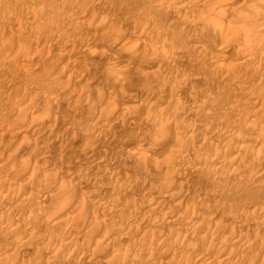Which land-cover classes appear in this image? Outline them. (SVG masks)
<instances>
[{"label": "rangeland", "instance_id": "obj_1", "mask_svg": "<svg viewBox=\"0 0 264 264\" xmlns=\"http://www.w3.org/2000/svg\"><path fill=\"white\" fill-rule=\"evenodd\" d=\"M217 2L0 0L7 264H264V0Z\"/></svg>", "mask_w": 264, "mask_h": 264}, {"label": "bare ground", "instance_id": "obj_2", "mask_svg": "<svg viewBox=\"0 0 264 264\" xmlns=\"http://www.w3.org/2000/svg\"><path fill=\"white\" fill-rule=\"evenodd\" d=\"M217 1H218V0H217ZM217 3H219V4H221V5H222V3H224V4H226V7H227V6H228L227 4L230 3V0H219V2H217ZM230 4H231V3H230ZM221 5H219V6H221ZM231 5H232V4H231ZM231 5H230V6H231ZM236 5H237V4H236ZM236 5H235V6H236ZM83 6H84V5H83ZM216 6H217V4H216ZM223 8H224V7H222L221 11H220V10H217L218 7H217V9L215 8V9L217 10L216 12L219 11V12L217 13V15H218L219 13H221V12L223 13V12L225 11ZM80 9H81V8H80ZM86 9H87V8H86ZM219 9H220V8H219ZM78 10H79V9H78ZM223 10H224V11H223ZM74 12H75V11H74ZM77 12H78V11H77ZM241 12H242V11H241ZM241 12H240V13H241ZM83 13H85L84 8L81 9V10L79 11L80 18H81V15H83ZM222 13H221V14H222ZM225 13H226V12H224V14H225ZM235 13H236V12H235ZM237 13L239 14V10L237 11ZM75 14H76V13H75ZM221 14H220V15H221ZM226 14H227V13H226ZM241 14H242V13H241ZM236 15H237V14H236ZM233 16H234V13H233ZM238 16H239V15H238ZM80 20H81V19H80ZM82 20H85V19L82 18ZM80 23H82V22H80ZM255 33H256V32H255ZM255 33H254V35H255ZM252 34H253V33H252ZM126 63H127V62H126ZM124 65H126V64H124ZM170 69H171V68H170ZM169 72H171V70H170ZM194 86H195V83H194L193 81H191V82H190V89L193 88ZM194 89H195V88H194ZM18 118L22 119L20 116H19ZM18 120H19V119H18ZM261 125H263V124H261ZM263 127H264V126H262L261 128H263ZM230 134H231V133H230ZM225 135H226V133H225ZM225 135H224V136H225ZM227 135H228V133H227ZM190 136H191V135H190ZM228 136H229V135H228ZM188 137H189V135H188ZM231 137H232V135H231ZM229 138H230V137H229ZM232 138H233V137H232ZM68 139H69L70 142L73 143L74 141L77 140V137H76L75 134L70 133V135H68ZM89 142H90V141H89ZM89 142H88V143H89ZM169 161H171V160H168V162H165V163H164V164H165L164 167H166V163H168V165L171 163V162H169ZM168 165H167V166H168ZM168 167H169V166H168ZM168 167H166V168H168ZM1 169H2V168H1ZM1 169H0V170H1ZM168 170H169V169H168ZM3 177H4V176H3ZM1 181H2V180H1ZM2 182H3V181H2ZM4 182H5V181H4ZM4 182H3V183H4ZM164 183L166 184V181H165ZM2 186H4V185H2ZM9 189H10V188H9ZM88 193H90V192H88ZM85 195H87V194H85ZM79 203H80V201H79ZM79 203H78V204H79ZM81 203H82V202H81ZM78 204H77V208H78ZM82 204H83V203H82ZM82 204H81V205H82ZM79 205H80V204H79ZM79 208H80V207H79ZM85 213H86V212H85ZM95 213H96V212L93 213L94 215L92 214V218H94V220H96V219H97V220H101L100 217H101L105 212H104V210H101L99 213H98V212H97V214H95ZM107 213H108V212H107ZM104 215H105V214H104ZM84 216H85V214H84ZM84 216L82 215V217H84ZM87 216H88V214H87ZM87 216H86V217H87ZM93 216H94V217H93ZM105 216H106V215H105ZM86 217H84V218H86ZM95 218H96V219H95ZM81 219H82V218H81ZM79 220H80V219H79ZM218 222H219V221H218ZM76 223H77V222H76ZM110 223L113 225V221H111ZM216 224H217V223H216ZM78 225H79V224H78ZM218 225H219V224H218ZM96 226H97L96 224H92L91 227H92L93 229H92V231L89 233V235L87 236V237H88L87 240L90 239V241H91V240L93 239V240L95 241L98 237H100V235H101L102 233H104V232L109 228V226H104V227L102 226L103 228H102V230H100V227L97 228ZM74 227H75V226H74ZM107 227H108V228H107ZM96 228H97V229H96ZM97 240H98V239H97ZM8 241H9V240H8ZM95 242H96V241H95ZM5 243H6V245H7V242H5ZM197 244H198V243H197ZM199 244H200V243H199ZM195 245H196V244H195ZM9 252H10V251H9ZM143 254H145V252H144ZM147 254H149V253L147 252L146 255H147ZM10 255H11L10 253H9V254L7 253V256H10ZM35 255H37V254H35ZM7 256H4V255H3V257L0 258V259H3V260H4ZM4 257H5V258H4ZM10 257H11V256H10ZM7 258H8V257H7ZM8 259H9V260L5 259V260L7 261L5 264H7L8 261H9V263H10L11 258H8ZM180 259H181V256H180ZM3 260H2V261H3ZM174 260H175V259H174ZM177 260H178V259H177ZM2 261H0V263H1Z\"/></svg>", "mask_w": 264, "mask_h": 264}]
</instances>
